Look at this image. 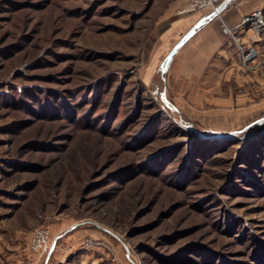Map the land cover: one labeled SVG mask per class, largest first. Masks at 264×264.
I'll return each instance as SVG.
<instances>
[{
    "label": "rangeland",
    "instance_id": "rangeland-1",
    "mask_svg": "<svg viewBox=\"0 0 264 264\" xmlns=\"http://www.w3.org/2000/svg\"><path fill=\"white\" fill-rule=\"evenodd\" d=\"M185 2L0 0V264H264V4L216 16L240 69L179 90Z\"/></svg>",
    "mask_w": 264,
    "mask_h": 264
},
{
    "label": "crops",
    "instance_id": "crops-1",
    "mask_svg": "<svg viewBox=\"0 0 264 264\" xmlns=\"http://www.w3.org/2000/svg\"><path fill=\"white\" fill-rule=\"evenodd\" d=\"M224 1L219 4L222 5L219 16L231 28L238 25L243 15L262 7L264 4V0L257 4H253L254 0H231L223 5ZM211 13V11L197 12L186 19L193 20L191 21L193 22L192 26ZM240 34L243 41L255 47L253 52L256 55L254 53L255 56L250 57L251 63L258 62L262 60L261 58L264 59V37L261 40H254L251 32L245 30L241 31ZM231 48L229 39L220 31L218 17L207 21L173 56L169 65V70H172L173 84L179 90H199L201 89V75L210 74L213 71L219 73L222 69L223 71L236 70L235 68L239 70L240 67L236 57L234 58L232 55ZM253 73L257 76L259 74L264 76V70H255ZM253 80L256 81V79Z\"/></svg>",
    "mask_w": 264,
    "mask_h": 264
},
{
    "label": "built area",
    "instance_id": "built-area-1",
    "mask_svg": "<svg viewBox=\"0 0 264 264\" xmlns=\"http://www.w3.org/2000/svg\"><path fill=\"white\" fill-rule=\"evenodd\" d=\"M224 0H186L184 7L179 10L178 13H190L195 11H211L213 12L216 7ZM220 24L224 31V33H233L235 29H228L224 23V21L220 18ZM262 13L260 11H255L248 15H245L241 20V25H248L252 30H254L255 35L258 38L260 35L264 33V24L261 22ZM240 27V26H239ZM263 32V33H262ZM259 39V38H258ZM254 51V50H253ZM247 53L245 54L246 57L248 56ZM49 232L47 228L44 227H37L34 228L29 239L28 247L30 251L38 257L43 254H46L49 250Z\"/></svg>",
    "mask_w": 264,
    "mask_h": 264
},
{
    "label": "water",
    "instance_id": "water-1",
    "mask_svg": "<svg viewBox=\"0 0 264 264\" xmlns=\"http://www.w3.org/2000/svg\"><path fill=\"white\" fill-rule=\"evenodd\" d=\"M231 0H225L223 2V5L225 3H228ZM221 7L222 5H218L216 7V9L207 17L200 19L198 22H196L194 25H192V27L186 32V34L184 36H182L177 43L170 49V51L168 52V54L166 55L163 63L160 66V73L164 74L166 73L168 66L173 58V56L177 53V51L180 49V47L190 39V37L194 34V32L199 29L204 23H206L207 21H211L212 19H214L221 11ZM154 94H156V87H154ZM161 101L162 103L167 105V101L165 100L164 94H161ZM104 230V229H102ZM106 231V230H105ZM53 250V247L50 249V251L47 253L46 258H45V262L44 264H46L51 252Z\"/></svg>",
    "mask_w": 264,
    "mask_h": 264
},
{
    "label": "bare ground",
    "instance_id": "bare-ground-1",
    "mask_svg": "<svg viewBox=\"0 0 264 264\" xmlns=\"http://www.w3.org/2000/svg\"><path fill=\"white\" fill-rule=\"evenodd\" d=\"M177 43V42H176Z\"/></svg>",
    "mask_w": 264,
    "mask_h": 264
}]
</instances>
